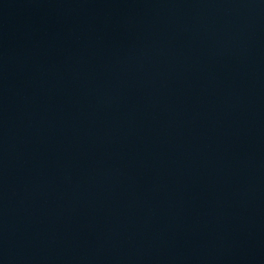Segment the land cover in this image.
Instances as JSON below:
<instances>
[{"label": "water", "instance_id": "95a60500", "mask_svg": "<svg viewBox=\"0 0 264 264\" xmlns=\"http://www.w3.org/2000/svg\"><path fill=\"white\" fill-rule=\"evenodd\" d=\"M0 264H264V0H0Z\"/></svg>", "mask_w": 264, "mask_h": 264}]
</instances>
